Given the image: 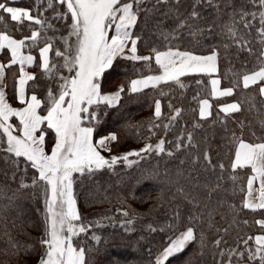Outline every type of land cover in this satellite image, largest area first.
<instances>
[{
    "label": "snow or ice",
    "instance_id": "snow-or-ice-1",
    "mask_svg": "<svg viewBox=\"0 0 264 264\" xmlns=\"http://www.w3.org/2000/svg\"><path fill=\"white\" fill-rule=\"evenodd\" d=\"M206 2L209 6L213 4V0ZM143 3L144 0H34V7L25 8L8 6L4 0H0V25H3L0 29V55L4 57L0 60V153L4 154L5 163L16 171L26 173L29 168L34 170L31 184L21 180L19 189L42 187L43 233L38 244L43 252L37 264H87V249L74 243V238L87 233L91 227V224L82 222L77 206L73 190L77 177L92 176L104 169L111 170L119 163L132 167L137 160L130 157L143 158L147 154L165 152L173 157L182 148L195 146L193 134L188 132L172 142L175 152L166 151V140L161 138L155 145L145 143L141 149L122 155L106 157L103 154L111 153L109 145L118 140L114 132L97 136L101 113L104 109L118 106L125 92L123 85L113 93H105L102 89L105 73L118 58L143 61L150 71L154 62L155 70H158V74L132 79L129 83L132 94L169 83L184 89L187 85L182 77L207 76V84L202 79L195 81L198 87L204 85L203 91L207 96L201 98V93L197 92L193 97L201 121L213 117V101L232 97L241 86L243 90L256 86L261 97L260 104L264 107V0H246L239 9L233 8L228 21L221 25L222 33L240 48H246L250 54L253 49L249 36L255 34L261 45L256 57L258 67L234 73L229 87H222L219 78L218 51L214 49L208 55H197L191 50H180L172 43L182 41L184 31L190 38L202 34L198 26L194 28L195 22L201 18L195 4L184 17L179 16L177 8L176 27L170 33H161L163 39L169 42L166 50L151 47L150 55H139L137 45L141 37L132 30L138 26ZM157 3L168 4L169 0H157ZM174 3L179 6L182 0H174ZM49 11L52 12L50 17L45 15ZM5 14L14 28L6 22ZM56 22H62L67 29L66 35H49V31H59ZM24 28L30 34L16 38L14 31L22 32ZM57 41L60 47H57ZM225 47L228 45L225 44ZM33 67L39 68V76L52 82L43 98L34 90L39 84L38 74L29 71ZM9 71L14 78V95L20 107H14L8 100L6 77ZM166 94L160 92L161 96ZM255 99V95H252L246 101L218 103L214 122L226 128V121L233 114L241 112L244 103H249L250 108L255 107ZM168 107L173 106L169 103ZM162 115L161 101L156 99L153 121L148 128L152 135L156 134L153 131L156 128L169 131L181 117L182 109L174 110L169 123L156 124L155 120H161ZM193 127L199 128L201 125L196 123ZM49 132L54 134L50 152L46 150ZM229 142L234 146L229 178L233 182V190L238 187L239 192L243 193L239 209L235 205L229 207L234 212L246 209L255 213L264 210V139L261 142H248L233 132ZM200 159L197 157V160ZM202 160L206 169L215 171L218 167L221 173L225 170L223 163L213 165L208 151L203 152ZM243 169H250L246 184L240 183L243 178L237 171ZM12 179H16L15 172ZM218 189L219 184L208 193L209 197ZM178 191L183 192V189ZM121 211L123 216H129L128 211ZM180 216L178 210L173 212V223L167 226L172 235L155 256L154 264H168L170 258L184 253L198 239L203 244V232L197 233L196 230L199 217L190 216L187 225L177 227L175 222L180 220ZM124 223L131 225L133 221L129 219ZM242 223L249 225L247 220ZM254 224L260 229V234L241 237L237 248L220 251L221 257L227 255L228 264H232L234 258L237 264L245 258L250 264H264V218L256 219ZM147 227L151 232L158 231L152 224ZM159 231L164 229L160 228ZM223 231L227 233L228 230ZM92 239L99 242L100 237L93 235ZM221 243H226L222 237L214 241L217 247ZM7 244L13 255L21 252L28 255L33 250L10 235ZM240 245L243 250H240ZM188 264H196V254Z\"/></svg>",
    "mask_w": 264,
    "mask_h": 264
},
{
    "label": "trees",
    "instance_id": "trees-1",
    "mask_svg": "<svg viewBox=\"0 0 264 264\" xmlns=\"http://www.w3.org/2000/svg\"><path fill=\"white\" fill-rule=\"evenodd\" d=\"M4 2L8 6L34 7V0ZM245 3L246 0H213V4L209 6L206 0L200 3L196 0H182V3L176 6L174 0H169L168 4L157 3V0H144L138 26L132 30L141 37L137 45L138 54L150 55L151 47L166 50L169 42L163 39L161 33H170L176 27L177 8L179 16L184 17L195 4L201 18L195 22L194 28L198 26L202 34L190 38L187 31H184V39L172 43L180 50H191L197 55H208L214 49L218 51L219 78L222 80V87H229L234 73L258 67L256 57L261 45L255 34L248 37L253 49L250 54L246 48L242 49L234 44L221 31V25L228 21L233 8L239 9ZM45 15L50 17L52 12L49 11ZM5 16L6 22L14 28L7 14ZM56 26L59 31L55 33L49 31L50 36L59 37L67 34L62 22H56ZM2 28L3 25H0V29ZM13 34L20 38L21 35L30 33L24 28L22 32L14 31ZM225 44L228 45L227 48ZM60 46L57 41V47ZM0 59L3 60L4 57L0 55ZM152 68L150 71L143 61L118 58L113 67L105 73L102 82L105 93L118 90L121 85L124 86L125 92L118 106L104 109L101 113L97 136L113 132L117 134L118 140L111 143L112 152L108 154L139 150L145 143L155 145L161 138L166 140V151L175 152L172 142L182 134L186 136L188 132L193 134L195 146L182 148L181 151L175 152L173 157L167 156L166 152L159 155L147 154L143 158L130 157L129 159L137 160L132 167L119 163L111 170L104 169L92 176L77 177L73 186L77 206L83 218L82 222L85 225L91 224V227L87 233L74 238V243L87 249V264H154L155 256L172 235L167 226L173 223V212L178 210L181 216L180 220L175 222L176 226L187 225L190 216L199 217L196 230L197 233L203 232L204 239L203 244L198 239L184 253L170 258L168 264H188L194 254L196 264H228L227 255L221 257L220 251L237 248L241 237L246 238L247 235L255 236L260 233L254 221L264 218V210L255 213L246 209L234 212L229 207L235 205L239 209L243 199V193L239 192L238 187L233 190V182L229 178L234 151L229 138L234 132L248 142H261L264 139L262 126L264 107L260 104L261 97L256 86L247 90H243L241 86L232 97L222 98L219 102L213 101V117L201 121L193 97L197 92L201 93V98L207 96L203 91L204 85L198 87L195 81L202 79L207 84L209 78L188 75L181 78L187 85L184 89L169 83L161 84L155 89L151 87L144 89L140 93H130V81L157 74L154 62ZM30 71L38 74L39 87L34 90L43 98L52 82L39 76V68L33 67ZM6 83L8 98L15 103L14 78L11 71L8 72ZM161 91L167 94L161 96ZM252 95L256 97L255 107L250 108L249 103H244L241 112L233 114L226 121V128L219 122H214L218 103L246 101ZM156 99L161 101L163 114L161 120H155L156 124L169 123V117L176 108L182 109V115L169 131L165 132L162 127L156 128L153 129L156 134L152 135L148 128L153 121ZM169 103L172 104V108L168 107ZM220 115L223 116L222 113ZM196 123H200L201 127L194 128L193 125ZM46 139L48 148L53 133L49 132ZM205 151L211 155L213 165L218 166L220 163L225 165L223 173L218 167L215 171L204 167L202 154ZM197 157L201 159L197 160ZM237 171L243 178L240 183L246 184V176L250 174V169ZM14 172L15 181L12 179ZM33 172L34 170L30 168L26 173L16 171L5 163L4 154L0 153V264H37L43 252L38 244L43 233L42 187L19 189L21 180L31 184ZM217 184L219 189L213 191L209 197L208 193L215 189ZM180 188L183 192L178 191ZM121 210L128 211L129 216H123ZM129 219L133 223L125 224L124 222ZM244 220L249 221L248 226L242 223ZM149 224L158 231L151 232L147 227ZM160 228L164 231H159ZM224 229L228 230L227 233L223 231ZM9 235L21 245L30 246L33 249L31 253L26 255L21 252L19 255H13L11 250H8ZM93 235L100 237L99 242L92 239ZM221 237L226 243H221L217 247L214 241ZM240 250H243L242 245ZM232 264H237L236 258ZM240 264L250 262L245 258Z\"/></svg>",
    "mask_w": 264,
    "mask_h": 264
},
{
    "label": "crops",
    "instance_id": "crops-1",
    "mask_svg": "<svg viewBox=\"0 0 264 264\" xmlns=\"http://www.w3.org/2000/svg\"><path fill=\"white\" fill-rule=\"evenodd\" d=\"M11 1H15V0H11ZM1 60V59H0ZM29 71H30V69H29ZM158 74V73H157ZM155 75V74H154ZM150 88V87H149ZM147 89V88H146ZM115 91H117V90H115ZM115 91H113V92H115ZM113 92H109V93H113ZM8 100H9V102L14 106V107H20V105L18 104V102L16 101V99H15V103H13V102H11L10 101V99L8 98ZM14 123H15V121H13ZM106 136V135H105ZM53 143H54V134H53V139H52V142L49 144V146H48V148H47V139H46V150L47 151H49L50 152V149H51V147H52V145H53ZM111 145V144H110ZM109 145V146H110ZM105 156H107L108 155V152H104L103 153ZM107 157H109V156H107ZM258 186V185H257ZM258 234H260V233H258ZM257 235V234H256Z\"/></svg>",
    "mask_w": 264,
    "mask_h": 264
},
{
    "label": "rangeland",
    "instance_id": "rangeland-1",
    "mask_svg": "<svg viewBox=\"0 0 264 264\" xmlns=\"http://www.w3.org/2000/svg\"><path fill=\"white\" fill-rule=\"evenodd\" d=\"M48 146H49V145H48ZM124 153H126V152H117L116 154H108L107 156L110 157L111 155H122V154H124ZM107 156H106V157H107Z\"/></svg>",
    "mask_w": 264,
    "mask_h": 264
}]
</instances>
